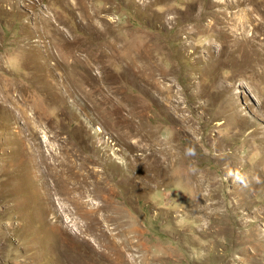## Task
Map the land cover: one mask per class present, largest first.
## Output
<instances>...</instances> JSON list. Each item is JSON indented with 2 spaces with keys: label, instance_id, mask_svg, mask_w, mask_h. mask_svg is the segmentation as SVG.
Wrapping results in <instances>:
<instances>
[{
  "label": "rangeland",
  "instance_id": "obj_1",
  "mask_svg": "<svg viewBox=\"0 0 264 264\" xmlns=\"http://www.w3.org/2000/svg\"><path fill=\"white\" fill-rule=\"evenodd\" d=\"M232 1L0 0V264H122L101 231L126 264H264V0ZM43 134L103 176L83 215L27 196Z\"/></svg>",
  "mask_w": 264,
  "mask_h": 264
},
{
  "label": "bare ground",
  "instance_id": "obj_2",
  "mask_svg": "<svg viewBox=\"0 0 264 264\" xmlns=\"http://www.w3.org/2000/svg\"><path fill=\"white\" fill-rule=\"evenodd\" d=\"M240 4V0L232 1V2H215L213 5L223 6V7H238ZM259 9L258 5H253L251 8L246 9L247 13L252 16V13L257 11ZM222 17L224 19L227 18V16L224 15L223 12H221ZM229 21H227L224 25L226 28V31L229 32L227 35L237 37L234 44H238L242 41V43H247L250 41L249 38L245 37V30L241 27L239 23H237V20L239 19V16L235 13H231L228 17ZM214 23H209L206 25V28L209 29V31L213 30ZM223 30H221L222 32ZM239 31V32H238ZM224 34V36H227ZM252 41L254 44L262 45L263 42L257 40V35L255 32H253L251 35ZM238 42V43H237ZM42 89V88H40ZM58 135V132H56ZM42 142L45 145V149H41L39 147V144H35V146L31 145V152H28L27 159L29 165L32 164L34 167V176L31 178L32 183H35V181H40V187L39 189H36L34 192H29L27 194L28 197H31L32 195L35 197H38L36 200V203H39L42 207V211L44 210L43 205L45 206H51L55 207V202H58V207L62 211H66L69 208V204L73 205V207L76 209V212L79 215H83V211L81 212L80 209L85 208L84 206L89 204L88 200L81 201L86 196L90 195L93 188L91 186H94L96 182H101L103 180V176L99 175L98 170L95 171L94 168H90L89 172L85 171L83 169L82 165H77L75 162L71 161L68 157L62 156L59 153H56L50 147V141L49 137L46 134H43L42 136ZM23 140H33L32 136L24 135V137H21ZM90 161L95 162V160L92 159V157H88ZM25 158L23 157L22 153L19 152V159L18 163L13 164L15 167H23V162ZM25 168V167H23ZM94 170V171H93ZM93 171V172H92ZM92 172V173H90ZM93 178L91 181L89 178ZM22 182L24 180L22 179ZM34 185V184H33ZM99 211V207L96 206L94 210L89 211L90 213H97ZM45 213L47 214V210L45 209ZM87 213V212H84ZM93 216V215H92ZM107 215H103V220L109 221V217L106 220ZM97 223H99L100 218L96 217ZM92 221V220H91ZM91 221H86L83 224V227L85 230L93 232L95 228H93ZM104 228V225H102ZM79 230V228H78ZM99 236L102 237L103 240H107L106 245L104 246V250L99 253L98 260H104L105 253L111 254V258H118L121 260L122 264H126L124 261L128 260L129 257L124 256V249L121 248L120 242L116 240L113 235H108L107 232L101 231ZM133 235H129L128 238H130ZM74 239L77 238V235L73 236ZM81 243L80 241H78ZM82 244V243H81ZM85 246V245H84ZM91 250H93L91 247H88ZM116 248V253H111V249ZM84 258H93L92 255H83ZM106 262L111 263V260L108 259Z\"/></svg>",
  "mask_w": 264,
  "mask_h": 264
}]
</instances>
